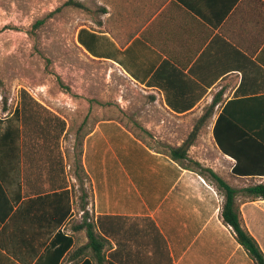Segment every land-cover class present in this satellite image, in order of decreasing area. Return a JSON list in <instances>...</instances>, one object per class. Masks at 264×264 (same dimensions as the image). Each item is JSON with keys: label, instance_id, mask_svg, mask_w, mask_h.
<instances>
[{"label": "crops", "instance_id": "crops-1", "mask_svg": "<svg viewBox=\"0 0 264 264\" xmlns=\"http://www.w3.org/2000/svg\"><path fill=\"white\" fill-rule=\"evenodd\" d=\"M76 42L151 94L172 119L159 126L161 132H191L192 119L218 101L203 130L217 158L207 166L237 189L264 182L262 176L232 174L236 160L220 150L213 134L224 103L264 95V0H110L103 15L78 29ZM28 155L23 146L9 148L0 132V264H38L60 231L73 244L58 263L46 256L42 264L116 263L110 252L118 243V257L127 264H255L223 222L225 197L215 182L150 149L115 120L99 121L85 139V206L74 176L69 207L67 196L46 189V163L38 169L40 159L34 151ZM65 164L67 172L66 154ZM244 198L238 196L243 223L264 252V199ZM99 216L135 224L115 237L93 229L113 246L105 255L93 249L88 235V224ZM145 217L167 243L163 262L143 249L139 219Z\"/></svg>", "mask_w": 264, "mask_h": 264}, {"label": "rangeland", "instance_id": "rangeland-1", "mask_svg": "<svg viewBox=\"0 0 264 264\" xmlns=\"http://www.w3.org/2000/svg\"><path fill=\"white\" fill-rule=\"evenodd\" d=\"M69 1L0 0V115L4 106L14 108L26 91L43 108L65 118L70 129L62 139V149L70 172L80 150L77 130H90L102 120L119 122L136 139L134 132H138L156 150L182 144L190 132H161L159 126L172 119L161 114L158 102L145 88L78 46V29L103 15L101 8L110 0H77L88 10ZM139 126L146 127L151 136ZM209 139L208 133H200L189 150L190 158L204 161L205 167L217 161Z\"/></svg>", "mask_w": 264, "mask_h": 264}, {"label": "trees", "instance_id": "trees-1", "mask_svg": "<svg viewBox=\"0 0 264 264\" xmlns=\"http://www.w3.org/2000/svg\"><path fill=\"white\" fill-rule=\"evenodd\" d=\"M68 4L88 10L83 3L77 0H70ZM101 11L106 12V8H101ZM218 103V101H213L205 107L204 114L196 119L188 138L179 146L166 145L165 150H156L155 146L147 142L138 132H134V134L150 149L167 155L181 167L204 174L212 179L225 197L221 213L223 222L232 227L237 241L246 249L255 264H264V252L255 237L245 227L240 211L241 202L238 200L241 193L245 196L244 200L247 198L264 199V182L237 189L212 168L203 166L200 162L191 159L189 155L191 146L207 126ZM2 110L4 114L7 113L5 116L0 115V132L3 142L9 148L17 146L18 151L23 146L26 159L30 156L28 150L34 151V157L40 159L37 168H43V163H46V183L48 184L46 189L54 191L56 195L67 196L69 207L70 194L75 189L74 184L71 186L69 177L74 176L79 183V190L82 193L85 206L88 203L85 199L88 197L87 183L90 182V179L83 164V147L85 138L93 128L77 130L80 133L77 142L80 150L74 158L73 170L70 172L68 169L66 172L62 139L67 135L70 126L65 118L43 108L40 102L26 91L21 92L20 100L14 108L4 106ZM139 127L143 133L151 136V132L146 127ZM213 134L220 150L236 160L232 174L240 177H264V95L232 99L224 103L215 122ZM43 190L42 187L36 189L37 192ZM139 220L143 222L141 230L145 234L144 242L142 241L145 243L143 249L151 251V258L154 260L163 262L164 258L169 257L165 239L151 218L145 217ZM129 222H132L131 226H135L133 221L127 217L99 216L97 222L88 224V235L93 249L105 255L108 250L113 248L112 245L108 248L107 240L102 234L96 233L94 228L99 227L104 235L115 237L117 231L124 228ZM72 244L73 237L71 235L58 232L51 246L38 260V264H42L46 256L58 263L60 257ZM121 254L122 244L118 243L116 250L110 252V256L115 257L117 262L111 261V264H127L126 261L118 257Z\"/></svg>", "mask_w": 264, "mask_h": 264}]
</instances>
